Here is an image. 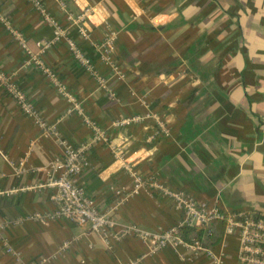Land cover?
<instances>
[{
    "label": "crops",
    "instance_id": "obj_1",
    "mask_svg": "<svg viewBox=\"0 0 264 264\" xmlns=\"http://www.w3.org/2000/svg\"><path fill=\"white\" fill-rule=\"evenodd\" d=\"M39 1L96 76L75 61L67 39L53 42L54 26L27 0H0V18L26 45L0 21V67L51 127L39 129L0 87V192L15 191L0 195V264H240L237 237L219 224L204 241L207 251L148 254L145 241L125 235L130 226L161 233L181 218L157 191L132 194L126 167L199 203L264 215V0ZM80 15V23L68 20ZM83 117L105 137L92 144L78 179L85 195L102 212L122 197L116 190L128 195L111 212L108 243L87 226L33 218L56 209L51 191L38 187L61 153L59 141L76 147L93 139ZM133 117L140 120L115 125Z\"/></svg>",
    "mask_w": 264,
    "mask_h": 264
},
{
    "label": "built area",
    "instance_id": "obj_2",
    "mask_svg": "<svg viewBox=\"0 0 264 264\" xmlns=\"http://www.w3.org/2000/svg\"><path fill=\"white\" fill-rule=\"evenodd\" d=\"M31 6L43 15V19L47 23L54 26L53 42L61 39L66 40L65 30L54 22L43 9L39 0H27ZM68 20L73 23H80L83 15L76 18L68 16ZM3 26L18 41L19 45L26 49L25 42L21 36L12 30L8 21L0 18ZM82 37H87V29L80 30ZM113 39L107 37L106 47L108 50L112 46ZM69 51L77 63L89 74L96 76L94 68L88 58H86L74 41L67 39ZM52 42L42 43L39 45L40 52L49 48ZM31 64L41 71L47 72L43 63L38 57H32ZM52 80L56 81V77L50 74ZM100 85L104 86L102 79L98 78ZM0 87L5 91L7 96L15 102L21 113L31 119L33 123L42 131L48 132L51 127L48 126L42 115L39 113L35 105L26 97V95L16 86L10 73L4 72L0 67ZM67 100L72 103L73 109L81 115V111L75 104L74 99L67 93H64ZM71 113V110L68 111ZM85 122L93 131V139L89 143H82L76 147L59 141L61 153L55 157L47 166L46 181L39 185L38 188L48 189L51 191V200L55 203L56 209L47 214H35L33 218L43 222L44 224L56 219L67 220L78 227H88L91 232L98 234L105 243L109 238H113L112 230L114 221L111 217L118 205H120L128 195L122 190H116V194H120V199L115 205L106 212L97 209L95 202L85 195L84 189L80 186L78 179L88 167L87 156L94 142L105 140L100 129L88 118L83 117ZM138 117L126 118L118 121L115 125L119 127L127 126L138 122ZM160 132L166 135V130L160 126ZM126 170L133 179L132 194H137L138 189L142 186L148 187L150 190L159 192L161 195L168 197L174 207L180 211L181 218L177 226L165 230L161 233H147L139 230L137 227L130 226L124 232L125 235L135 237L145 241L148 244V254H154L166 247L184 246L193 251H207L204 247V241L214 235V226L219 224L223 227L225 235H235L238 239V261L240 264H264V217L255 212H226L217 207L210 206L207 203H199L184 191H170L156 181H145L143 177L138 175L130 167ZM15 191L0 192V195L10 196ZM197 227L203 229L204 237L202 239H192L191 242L183 240L180 231ZM6 252L11 253V249L6 247ZM139 260L132 261L129 264H138ZM215 264L220 261L215 260Z\"/></svg>",
    "mask_w": 264,
    "mask_h": 264
},
{
    "label": "trees",
    "instance_id": "obj_3",
    "mask_svg": "<svg viewBox=\"0 0 264 264\" xmlns=\"http://www.w3.org/2000/svg\"><path fill=\"white\" fill-rule=\"evenodd\" d=\"M261 215V214H260ZM264 217V215H262ZM182 238L186 242H191V240L194 239H202L204 237V231L203 229L197 228V227H191L186 228L182 231H180Z\"/></svg>",
    "mask_w": 264,
    "mask_h": 264
}]
</instances>
